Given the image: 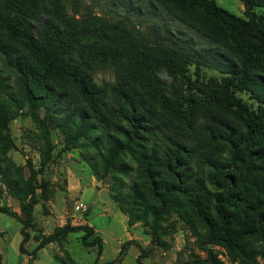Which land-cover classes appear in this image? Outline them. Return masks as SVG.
<instances>
[{
    "label": "trees",
    "instance_id": "obj_1",
    "mask_svg": "<svg viewBox=\"0 0 264 264\" xmlns=\"http://www.w3.org/2000/svg\"><path fill=\"white\" fill-rule=\"evenodd\" d=\"M150 1L212 39L218 46L213 58L197 52L195 57L194 42L178 40L167 25L147 35L126 17L81 11L83 0H1L6 11L0 14V30L7 41L0 36V56L17 74L22 99L46 108L44 117L34 113L43 132L49 135V125H58L72 144L100 130L109 162L129 153L139 163L156 202L148 211L159 217L185 207L200 221L205 229L200 246L208 252L204 261L220 264L208 247L212 244L254 260V242L264 237V17L252 10V0H242L247 18L215 0ZM190 62L215 67L222 81H194L203 95L186 97ZM104 68L115 71L113 83L95 80L94 73ZM163 70L179 80L177 87L161 79ZM6 85L0 76V92ZM237 90L246 91L254 104L244 102ZM52 149L48 139L50 158ZM12 168L19 170L10 160L5 181L17 198L33 196L23 209L28 211L37 202L35 191H20ZM0 212L22 223L20 251L26 253L32 217L5 206ZM75 231L84 232L85 245L99 244V258L102 239L89 240L94 228L88 224L68 223L37 236L31 254ZM143 256L141 251L139 264H145Z\"/></svg>",
    "mask_w": 264,
    "mask_h": 264
},
{
    "label": "rangeland",
    "instance_id": "obj_2",
    "mask_svg": "<svg viewBox=\"0 0 264 264\" xmlns=\"http://www.w3.org/2000/svg\"><path fill=\"white\" fill-rule=\"evenodd\" d=\"M215 1L234 14L248 17L242 0ZM252 2V10L264 17V0ZM83 4L79 6L81 11L88 9L107 16L126 17L131 25H138L147 35L157 26L163 31L171 27L178 40L194 42L195 57L201 53L211 60L217 52L218 46L212 39L150 0H83ZM70 9L73 10V6ZM3 11L6 9L0 0V14ZM0 36L7 41L1 30ZM186 73L185 81H190L184 83L186 97L203 95L195 82L210 78L222 81L223 76L215 67H197L196 62L188 64ZM159 75L170 87L179 85V80L168 72L163 70ZM0 76L7 82L6 89L0 92V206L16 211L22 217L29 215L33 220L25 243L27 252L22 253V223L0 212V230L4 226L10 232V253L7 255L10 264H20V255L28 259L27 264H34L35 259H38L36 264H51V256L54 258L52 264H104L113 259L112 264H139L137 257L141 251L144 252L141 260L145 264H182L190 260H199L193 264H212L203 260L208 257V252L200 246L205 229L189 209L174 207L159 217L148 211L152 201L156 202L149 195L139 163L131 154L109 162L107 144L100 130L90 131L72 144L67 143V134L58 125L50 124L48 135L34 120V113L38 111V115L44 117L46 108L39 106L36 109L28 100L22 99L18 76L4 65L1 56ZM94 77L97 82L113 83L116 73L110 68L98 69ZM236 94L244 102L254 104L246 91L237 90ZM48 139L53 143L51 158L46 153ZM10 160L19 169L12 168L10 174L20 180L19 190L32 187L35 191L37 202L28 211L23 209L33 196L24 194V200L17 198L5 181L3 169ZM122 165L124 168L120 169ZM206 171L208 174L210 170ZM137 193L145 198L136 197ZM68 223L88 224L94 228V235L89 240L95 235L101 237L103 251L99 258V244L85 245L82 231L70 232L60 240L49 242L52 248H45L38 258L40 249L31 254L39 242L37 236L45 237ZM1 236L7 235L0 232ZM254 245L258 250L254 260L230 254L223 245L208 247L220 264H264V237L257 239Z\"/></svg>",
    "mask_w": 264,
    "mask_h": 264
},
{
    "label": "crops",
    "instance_id": "obj_3",
    "mask_svg": "<svg viewBox=\"0 0 264 264\" xmlns=\"http://www.w3.org/2000/svg\"><path fill=\"white\" fill-rule=\"evenodd\" d=\"M0 232L3 233L4 235H7L5 238L3 236L0 237V239H3L2 241L0 240V263L1 264H10L8 261V256H7L10 253V249L8 246V241H9L8 235L10 232L4 226H3V228H1ZM104 241H105V239H104ZM45 248H52V243H50L47 246H45L44 248L40 249V251L37 254V258L40 256V253L45 250ZM18 259H19L18 261L20 264H27L28 259L26 257H24V256L21 257V255H20L18 257ZM36 260H38V259H35L34 264H36ZM50 260H51V264H52V261H54L53 256L50 257Z\"/></svg>",
    "mask_w": 264,
    "mask_h": 264
}]
</instances>
